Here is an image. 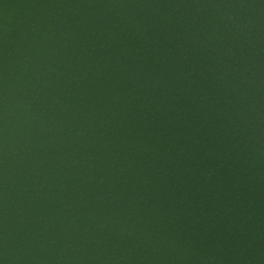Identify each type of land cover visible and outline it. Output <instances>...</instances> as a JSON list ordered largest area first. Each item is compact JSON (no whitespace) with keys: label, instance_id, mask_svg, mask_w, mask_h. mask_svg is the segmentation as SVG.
<instances>
[{"label":"water","instance_id":"obj_1","mask_svg":"<svg viewBox=\"0 0 264 264\" xmlns=\"http://www.w3.org/2000/svg\"><path fill=\"white\" fill-rule=\"evenodd\" d=\"M0 264H264V0H0Z\"/></svg>","mask_w":264,"mask_h":264}]
</instances>
